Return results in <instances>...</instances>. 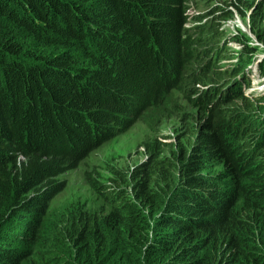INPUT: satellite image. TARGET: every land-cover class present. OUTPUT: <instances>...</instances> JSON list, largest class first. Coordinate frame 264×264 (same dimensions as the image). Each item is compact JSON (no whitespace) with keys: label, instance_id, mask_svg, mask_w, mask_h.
I'll return each instance as SVG.
<instances>
[{"label":"trees","instance_id":"16d2710c","mask_svg":"<svg viewBox=\"0 0 264 264\" xmlns=\"http://www.w3.org/2000/svg\"><path fill=\"white\" fill-rule=\"evenodd\" d=\"M188 1L0 0V264H264V201L249 182L264 173L252 110L264 96L227 108L245 97L234 78L191 98L219 66L199 71L211 34L187 26ZM251 23L264 43V0ZM243 41L245 67L257 49ZM175 91L209 111L176 172L161 179L171 160L147 140L149 164L91 182L95 203L44 229L59 176L145 114L178 108ZM214 160L228 171L203 173Z\"/></svg>","mask_w":264,"mask_h":264},{"label":"rangeland","instance_id":"374dc122","mask_svg":"<svg viewBox=\"0 0 264 264\" xmlns=\"http://www.w3.org/2000/svg\"><path fill=\"white\" fill-rule=\"evenodd\" d=\"M262 0H189L188 1V17L189 23L187 26L191 28L208 27L210 30L204 33H210V36H216L219 34L215 46L213 49L219 47L220 50L213 58L205 52V48L210 41L209 35L204 34L202 42L204 44L199 47L200 61L197 66H200L201 72L206 67H212L218 65V74H212L211 76H203L202 82L199 86L194 88L191 93V98L199 102L202 90L206 86L216 87L223 86L233 78L239 76L243 67L237 66L236 53H243V44L236 42L234 39L239 38L242 35L250 36L255 44L259 42L256 39L255 33L252 31L253 26L251 24V18L256 13V7ZM229 18L223 20L224 16ZM23 38V35H20ZM258 50L254 54L244 57L246 64V70L248 78L251 83L244 92V98L239 100V105H228L229 109L239 110L241 103L251 105L252 96L259 94L264 95L262 90L264 88V44L259 43L256 45ZM30 48V47H29ZM34 48H31V50ZM51 53L58 52L61 48L50 47ZM212 49L209 50L210 53ZM208 65L203 67L205 63ZM249 62V63H248ZM210 64V65H209ZM218 75V76H217ZM218 77V78H217ZM260 90H257L259 89ZM223 93V90H222ZM217 101L220 94L217 91ZM192 99L184 97L178 91H175V100L178 108H175L172 112L165 114H145L144 117L133 124L126 132L118 135L117 137L103 143L101 146L93 150L77 168L70 170L61 176L58 181L64 183L62 191H60L52 200L48 215L45 219L44 229L48 230L53 227L57 222L60 223V217L67 213L70 209L86 205L89 207L96 201V195L93 191L92 183L98 182H114L110 178H116L114 174L117 173L118 178L121 180V172L126 175V172L132 171L135 167L144 163L149 164L151 160V152L148 146L144 144L145 141L160 142L165 151L162 156L168 157L171 160L172 165H168L165 174H162L161 179L173 175L176 172L182 162L191 153L193 144L195 143L197 133L202 129V123L209 115L208 109L201 107L200 103H195ZM253 103V102H252ZM254 104V103H253ZM264 103L259 106H253L252 110L254 117L256 113L258 117L264 123ZM261 124V125H262ZM254 133L259 134V130ZM242 141H245L243 139ZM260 142V143H259ZM260 149L264 150V138H258L255 142ZM254 145V144H253ZM252 145V146H253ZM245 146V147H252ZM255 155L258 153V149L255 150ZM261 156H264L261 154ZM228 171V167L224 161L214 160L207 163L203 169V173L215 175L219 173H225ZM131 176V174H127ZM264 178L262 174H251L249 177L250 187L259 190V194L264 201V185L260 180ZM231 179V178H230ZM257 187H255V184ZM117 184V183H116ZM166 181H162L166 189ZM120 187L124 188L123 181H120ZM121 188V189H123ZM161 191H163L160 188ZM264 219V216H262ZM13 226V224H12ZM19 231L21 227H17ZM19 244V242H15ZM24 259H28L30 256L24 255ZM29 264V262L25 261Z\"/></svg>","mask_w":264,"mask_h":264},{"label":"clouds","instance_id":"9594fccd","mask_svg":"<svg viewBox=\"0 0 264 264\" xmlns=\"http://www.w3.org/2000/svg\"><path fill=\"white\" fill-rule=\"evenodd\" d=\"M252 24V23H251ZM245 36L246 35H242V36H240L239 38H236V39H234L236 42H239V43H241V44H243V47H244V50H246V46H245V44H244V41H243V39L245 38ZM248 37H250V36H248ZM251 38V37H250ZM256 39H257V41L259 42V43H262V42H260L259 40H258V38H257V36H256ZM258 43V44H259ZM250 44L253 46V48H256L257 50H258V47L256 46V45H258V44H255L254 42H253V40H252V38H251V41H250ZM264 44V43H263ZM256 50V51H257ZM255 53V51L253 52V53H251L250 55H252V54H254ZM236 57H237V59H238V61H237V66H240V67H243V56H242V53L241 52H237L236 53ZM249 63V62H248ZM248 76V73H247V70H246V66L245 67H243V70H242V72L239 74V76H237L236 77V82H242V81H246V80H248L246 83H244L243 84V86H242V91H243V94H244V92L246 91V88H248V86L250 85V83H251V80H250V78H248L247 77ZM234 79V78H233ZM232 80V79H231ZM233 85H235V83H230V87L231 86H233ZM257 90H260V88L259 89H257ZM261 92H263L264 93V88L262 89V90H260ZM264 95H262V94H259V95H257V96H252V98H251V100H256V99H258V98H261V97H263Z\"/></svg>","mask_w":264,"mask_h":264}]
</instances>
